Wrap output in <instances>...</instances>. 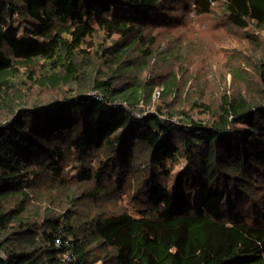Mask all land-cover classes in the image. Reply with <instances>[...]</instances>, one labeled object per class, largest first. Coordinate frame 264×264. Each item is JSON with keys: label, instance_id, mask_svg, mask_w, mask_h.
<instances>
[{"label": "trees", "instance_id": "16d2710c", "mask_svg": "<svg viewBox=\"0 0 264 264\" xmlns=\"http://www.w3.org/2000/svg\"><path fill=\"white\" fill-rule=\"evenodd\" d=\"M162 3L0 0V264H264V53L259 87L202 103L208 120L150 110L180 94L174 75L142 76ZM214 5L264 28V0H191L195 14ZM11 16L36 36L13 34ZM39 182L53 208L31 206ZM129 192L136 214L114 204Z\"/></svg>", "mask_w": 264, "mask_h": 264}, {"label": "rangeland", "instance_id": "374dc122", "mask_svg": "<svg viewBox=\"0 0 264 264\" xmlns=\"http://www.w3.org/2000/svg\"><path fill=\"white\" fill-rule=\"evenodd\" d=\"M162 2L161 9L166 12L167 22L145 28L146 35L155 36L152 49L157 55L154 61L149 60L142 76L158 75L160 80H166L174 75L175 85L180 94L176 97L168 95L152 101L149 105L150 110L155 109L158 104L169 103L170 111L175 113L172 118L174 121L181 118L179 111L208 120L209 112L204 109L202 103L208 106V109H212L225 91L228 93L243 89L248 93L249 83H253V87L256 83L259 87L255 76V63L264 53V28L258 30L250 26L241 29L234 26L227 22L221 6L218 5H214L211 13L195 14L191 8V0H162ZM9 23L15 35L36 36L34 31L27 30L16 16H11ZM37 37L42 38L40 34H37ZM93 41L91 51L103 40L101 36H96ZM110 42L111 40L108 43ZM138 47V44L134 46V51L130 53L132 57L138 54ZM98 65L102 68L107 66L103 60L98 61ZM234 71L238 75H235ZM33 89L34 94L42 91L34 85ZM43 95V97L48 96L45 92ZM192 102L195 105H192ZM3 115L4 113H0V119ZM64 170L67 175L75 173V169L70 164L66 165ZM47 188L42 182L35 185L34 189L40 194L38 197L32 196L30 202L32 207L42 210L46 207L53 208L49 205L56 204L57 201L50 198L49 195H53L54 192L48 191ZM194 198L190 200L192 206L196 205ZM133 203L130 192L114 202L116 206L136 214ZM62 204H67L64 197ZM92 204L87 203L85 206ZM69 207L74 208V205L70 204ZM63 209V206L56 208L57 211ZM99 253L98 249L94 250L95 255ZM91 264L112 263L96 258Z\"/></svg>", "mask_w": 264, "mask_h": 264}, {"label": "built area", "instance_id": "2783aa9c", "mask_svg": "<svg viewBox=\"0 0 264 264\" xmlns=\"http://www.w3.org/2000/svg\"><path fill=\"white\" fill-rule=\"evenodd\" d=\"M160 91H161V87H157V88L154 90L153 94H152L153 97H154V98L158 97ZM145 113H146V112H143L142 114H145ZM56 242L58 243V241H56ZM64 256L67 257V254H64Z\"/></svg>", "mask_w": 264, "mask_h": 264}]
</instances>
